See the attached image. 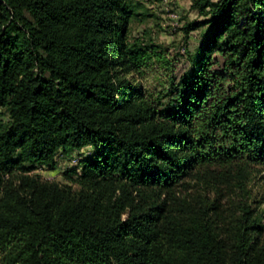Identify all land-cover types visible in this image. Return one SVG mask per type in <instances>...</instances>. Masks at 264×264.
Wrapping results in <instances>:
<instances>
[{
	"label": "trees",
	"instance_id": "obj_1",
	"mask_svg": "<svg viewBox=\"0 0 264 264\" xmlns=\"http://www.w3.org/2000/svg\"><path fill=\"white\" fill-rule=\"evenodd\" d=\"M190 69L129 40L128 0H0V264H264V213L227 223L189 179L245 196L264 169V0H194ZM88 150L48 181L35 172ZM221 171H212V169ZM227 223V224H226Z\"/></svg>",
	"mask_w": 264,
	"mask_h": 264
},
{
	"label": "rangeland",
	"instance_id": "obj_2",
	"mask_svg": "<svg viewBox=\"0 0 264 264\" xmlns=\"http://www.w3.org/2000/svg\"><path fill=\"white\" fill-rule=\"evenodd\" d=\"M217 1V0H213ZM130 6L138 15L133 18L129 30V40L141 41L143 46L160 47L164 57L169 61L166 66L155 64L143 70L137 76V83L158 96L160 92L171 88V79L176 81L191 67L187 51L191 54L200 44L201 30L190 33L185 39L184 27L189 23L202 22L199 11L193 8L194 0H128ZM90 151L74 152L67 156H59L54 167H42L35 173L48 181L64 182L63 174L82 161ZM212 171H221L212 169ZM192 188L188 195L206 194L211 200L218 199L222 204L224 222L229 223L238 213L244 197L254 211L264 213V169L253 167L245 184V196L236 184H229L222 178H211L198 183L197 179H189ZM226 223V224H227ZM264 240V234H263Z\"/></svg>",
	"mask_w": 264,
	"mask_h": 264
}]
</instances>
